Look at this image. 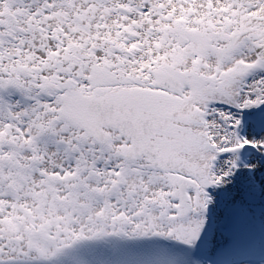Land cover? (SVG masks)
Listing matches in <instances>:
<instances>
[{
  "label": "snow or ice",
  "instance_id": "6c2138e0",
  "mask_svg": "<svg viewBox=\"0 0 264 264\" xmlns=\"http://www.w3.org/2000/svg\"><path fill=\"white\" fill-rule=\"evenodd\" d=\"M0 264H264V0H0Z\"/></svg>",
  "mask_w": 264,
  "mask_h": 264
}]
</instances>
